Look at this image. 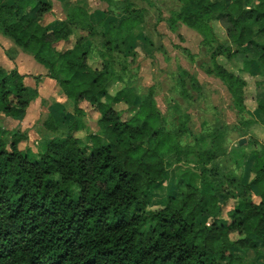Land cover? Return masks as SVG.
<instances>
[{"label": "trees", "instance_id": "1", "mask_svg": "<svg viewBox=\"0 0 264 264\" xmlns=\"http://www.w3.org/2000/svg\"><path fill=\"white\" fill-rule=\"evenodd\" d=\"M105 1L112 7L118 0ZM84 2L73 0L50 28L53 20L44 17L52 0H0V34L42 65L72 105L50 107L43 126L63 134L49 138L33 159L24 147L27 133L0 125V264H254L264 258V142L249 137L227 149L226 130L215 127L183 145L186 115L167 128L153 90L141 98L125 81L126 65H115V55L146 40L141 11L123 0L118 12L90 13ZM178 2L168 27L182 24L200 35L210 49L205 72L223 83L238 114L250 116L241 119L238 139L253 125L264 128V103L248 113L246 80L218 61L240 60L243 70L255 66L264 84V0ZM257 29L256 50L247 51ZM76 31L85 34L73 38ZM94 36L102 40L95 50ZM24 78L0 66L3 117L21 121L38 97ZM116 83L123 87L111 94ZM89 110L98 127L93 133L82 121ZM82 130L91 141L86 153L76 135ZM167 174L175 182L172 193ZM205 216L208 225L199 221Z\"/></svg>", "mask_w": 264, "mask_h": 264}, {"label": "rangeland", "instance_id": "2", "mask_svg": "<svg viewBox=\"0 0 264 264\" xmlns=\"http://www.w3.org/2000/svg\"><path fill=\"white\" fill-rule=\"evenodd\" d=\"M84 1V4L91 12L106 9L118 12L123 0H118L112 7H108L105 0ZM129 3L133 9L141 11L143 16V35L146 40L135 41L132 49H125L124 56L115 55L117 69L121 67V64L126 65L125 81L127 84L134 87L141 98L147 95L150 88L153 90L156 106L166 119L167 128L172 129L176 126L179 114L186 115L188 118V131L180 140L183 145H193L199 134L208 132L215 127L226 130L225 146L227 149H230L235 143L237 144L240 139L238 137L241 134L239 123L242 118L248 119L250 116L247 113L244 115L238 114L232 107L231 97L223 83L205 72L211 65L210 49L202 44L200 35L182 24H178L172 30L168 27L167 20L170 17V13L179 7L178 0H129ZM71 4L72 1L63 3L53 0L52 11L44 17V22L47 23L53 20L50 28L55 27V23L65 17ZM67 5L70 6L67 7ZM252 5L256 6V3ZM221 7V5H217L216 9H221ZM215 27L216 32L223 36V29L217 27V24H215ZM84 34V32L76 31L73 38ZM259 39L260 30L257 29L253 46L245 47V49L252 52L256 50L254 45L258 43ZM92 41L94 50L98 49L102 42L99 36L92 37ZM0 42V66L7 69V71L17 70L18 65L12 66L10 61H13L17 54H23L25 57H21L22 61L19 60L18 64L21 70L24 68L26 69L24 71L29 73L24 74L26 76L24 83L31 89H37L38 98H41L30 103L28 107L30 108V122L24 123L22 125L24 128H20L16 122H7V118L0 114V125L3 124L9 131L23 129L22 131L27 133L28 141L24 147L29 149L27 154L29 158L33 159L39 152L44 150V144L49 138L60 137L63 134L62 130L52 133L43 126L44 120L48 117L50 107L55 103H62L71 110L72 105L71 102L64 100V95L58 85H47L45 83L41 85L42 79L40 77L42 76L39 73L45 71L42 65L35 62L30 55L22 52L8 38L0 35ZM27 57L31 59L30 63L26 60L23 61V58L27 59ZM218 61L246 80V106L248 113L253 115L256 102L264 98L263 78L259 75L257 68L255 66L249 67L248 65L243 70L240 60L226 59L225 57H219ZM182 70L190 78H194L193 81L186 74H182L185 78V95L182 93V87L178 81ZM122 87V83H116L111 87L110 93L113 94ZM101 100L105 101L106 98L102 96ZM116 109L122 111V118L129 117L130 113L126 111L124 104L116 105ZM93 111L89 110L90 114L88 113V116L90 119L82 117V121L89 133L98 130L96 123L92 121L94 119ZM76 135L83 137L85 134L82 130ZM249 137H253L258 142L263 143L264 128L260 125L251 126L249 134L243 137L246 139L245 144L248 143ZM79 145L84 153L88 152L91 146L89 137L81 138ZM230 167L233 166L231 165ZM242 169L243 167L236 170L235 173L237 175L242 174ZM166 176L168 179L166 189H169L168 192L172 193L175 191V182L170 174ZM72 189L74 192L78 191L75 186ZM252 197L254 201H258L255 198V192H252ZM232 204V200L227 202V206H225L223 211L224 217L226 212L231 210ZM153 208H158V205L153 206ZM199 221L208 225L210 218L207 216L200 217ZM232 238H235V236L232 235ZM251 257H248V261H252ZM263 260L260 259L254 264H262Z\"/></svg>", "mask_w": 264, "mask_h": 264}, {"label": "crops", "instance_id": "3", "mask_svg": "<svg viewBox=\"0 0 264 264\" xmlns=\"http://www.w3.org/2000/svg\"><path fill=\"white\" fill-rule=\"evenodd\" d=\"M57 1V0H56ZM70 1H72L73 2V0H70ZM59 2V1H58ZM52 4H53V0H52ZM90 13H92L91 11H89ZM60 19V18H59ZM62 20V19H61ZM1 35V34H0ZM0 44H1V42H0ZM1 46V45H0ZM21 57H25L23 54L21 55V53L20 54H17L16 55V57H14V60L13 61H10L11 62V64H12V66H14V65H18V67H17V71L20 73V74H27L28 72L26 71H24V70H26V69H24L23 68V70H21V68H20V66H19V60H21ZM24 60H26V61H28V63H30L31 62V59H29V57H27V59H25V58H23V61ZM22 61V60H21ZM7 70V69H6ZM29 74V73H28ZM45 74H46V70L45 71H42V73H39V75H41L42 77H40V79H42V82H41V85L43 84L44 85V83L45 84H47V85H51V84H53V85H55L56 83H55V81H53V80H51V79H49V78H47L46 76H45ZM26 77V76H25ZM26 79V78H25ZM57 85V84H56ZM40 92V91H39ZM37 100H40L41 98L39 97H37L36 98ZM35 99V100H36ZM34 100V101H35ZM63 100V99H62ZM64 100L66 101V98L64 97ZM33 101V102H34ZM261 102H263L264 103V98L261 100ZM28 110H26V114H25V116H24V118L21 120V121H18V120H13V119H11V118H9V117H6L7 118V122L8 121H10V122H16V124H19V127L20 128H24V126H22L24 123H29L30 122V118H29V112H30V108H27ZM28 128V127H27ZM16 129H18V128H16ZM15 130V129H14ZM23 130V129H22ZM21 129H19V131H22ZM255 198H257L258 199V197H257V194H255ZM262 259H264V258H262ZM259 261V260H258ZM264 263V260L262 261V264ZM260 264V263H259Z\"/></svg>", "mask_w": 264, "mask_h": 264}, {"label": "water", "instance_id": "4", "mask_svg": "<svg viewBox=\"0 0 264 264\" xmlns=\"http://www.w3.org/2000/svg\"><path fill=\"white\" fill-rule=\"evenodd\" d=\"M246 143V139L245 138H240L239 140H238V144L239 145H243V144H245Z\"/></svg>", "mask_w": 264, "mask_h": 264}]
</instances>
